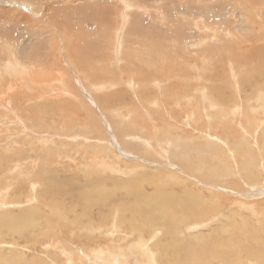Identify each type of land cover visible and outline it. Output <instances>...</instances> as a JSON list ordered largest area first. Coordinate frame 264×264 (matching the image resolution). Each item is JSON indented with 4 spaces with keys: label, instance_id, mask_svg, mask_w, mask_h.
<instances>
[{
    "label": "rangeland",
    "instance_id": "374dc122",
    "mask_svg": "<svg viewBox=\"0 0 264 264\" xmlns=\"http://www.w3.org/2000/svg\"><path fill=\"white\" fill-rule=\"evenodd\" d=\"M263 33L264 0H0V220L34 206L69 224L57 223L63 240L45 217L23 230L0 221V257L18 253L21 264H64L67 244L78 264H90L93 249L112 245V231L122 245L138 241L127 222L132 211L124 209L137 188L122 185L132 180L148 193L171 185L208 197L214 210L204 222L175 221L180 238L197 250L195 236L214 229L221 240L239 237L232 250L237 242L264 250ZM13 62L26 70L6 68ZM141 120L151 126L156 120L158 140L169 133L178 148L169 145L159 157L158 149L128 140L146 135ZM241 143L251 149V172L241 169ZM209 177L220 181L206 185ZM80 186L106 190L107 201L87 209ZM156 229L143 237L158 264H166L153 244L169 236ZM243 253L246 264H257Z\"/></svg>",
    "mask_w": 264,
    "mask_h": 264
},
{
    "label": "bare ground",
    "instance_id": "6f19581e",
    "mask_svg": "<svg viewBox=\"0 0 264 264\" xmlns=\"http://www.w3.org/2000/svg\"><path fill=\"white\" fill-rule=\"evenodd\" d=\"M123 2H124V0H123ZM125 6H127L126 3H125ZM130 8H131V6H130ZM127 14H129V13H127ZM254 14H255V12H254ZM124 16H125V14H124ZM136 23H137V21H136ZM133 25L135 26V24H133ZM138 26H139V24H138ZM199 28H201V27H199ZM130 29H132V28H130ZM134 31H135L134 34H138L137 33L138 31L141 32V28L134 29ZM262 37L264 38V35H261L260 38L262 39ZM253 40L251 39V41H253ZM255 40H256V38H255ZM252 45H254V44L252 43ZM256 46H257V44H256ZM263 46L264 45H262V47ZM262 47H260V48L262 49ZM261 53H262V50H261ZM76 58L77 57L73 58V60H77ZM153 60H154V58H153ZM250 61H251V59H250ZM24 67L25 66H23L21 64H17V63L15 64L14 62L13 63H9V64L6 65V68H12V69L14 68V69H18V71L19 70H24L25 71L26 69H24ZM15 72H16V70H15ZM237 79H238V77H237ZM157 84H158V81H157ZM240 85H241V83H240ZM241 87L242 86H240V89H241ZM237 88L239 89V87H237ZM98 89H100V87ZM235 91H237V90H235ZM64 92L67 93V94H69V95H74V92L72 93V91H70L68 89L67 90L64 89ZM239 92H240V90H239ZM184 97H186V95H184ZM203 97H204V100L206 101V103H208V107H210L211 109L213 107H215L214 104H211V101L212 100L211 99H210L211 101L209 100V97H211V96L205 90H203ZM154 102L156 103L155 100L154 101L152 100L150 102V104L151 103H154ZM261 102L262 101H260V103ZM157 103H158V101H157ZM247 103H250V102H247ZM257 105L259 106V104H257ZM202 106H203V104H202ZM227 106H228V104H227ZM208 107H206V108H208ZM249 107H251V106H249ZM229 111H230V109H229ZM224 115H225V113H224ZM117 117H120V116H117ZM209 119L211 120V118H209ZM142 122H143V124H147L146 125V133H145L146 135L145 136L144 135H142V136L141 135L140 136H138V135H131V136H128L129 137L128 140H138L139 141L138 144L139 145H142L144 148H147V149L150 148V147H154L153 148L154 152L157 149L159 150V152H157V154H158L159 157H165L160 152H168V146L169 145H171V146L173 145L174 146V143L175 142L173 143V137L169 133L168 134H164L166 137L163 136V139L160 141V140H158L159 137H157V136H159L158 133L161 134L162 131H160L161 128H159L157 126L156 120H153V122H154L153 123V126H151V123L149 124L148 122H145V121H142ZM150 128L153 129V130H151ZM147 136H149V138H147ZM223 143L226 146H228L227 145L228 143H226L225 141ZM125 145H126L125 142L124 143H121V146L122 147H125ZM179 145H181V144H179ZM88 146H89V144H88ZM174 147H177L178 148L177 145H175ZM236 150L239 152L238 155H242L243 152L245 153L244 154L245 156H243V159L241 161V169H242V171H249V172H251L250 170H252V165L255 164V162L254 163H251L250 162L251 161L250 159L253 157V156H251L249 154L250 151H251L250 147H248V146L245 147V145H244V148H243V145L241 143L239 146H237ZM232 152H233V156L235 157V154H237L236 151L235 150H232ZM166 154L168 155V153H166ZM175 156H176V154H175ZM199 159H198V161H199ZM224 164H225V166L230 167L227 163H224ZM232 165H233V163H232ZM198 169L200 170L201 167L198 168ZM198 169L197 170L195 168L193 169V167H190L189 168V170L192 173H198L199 172ZM112 170H114V172H115L116 169H112ZM210 171L211 170L209 169V173H210ZM212 172H213V170H212ZM238 173H240V172H238ZM213 176H214V174H213ZM216 177H218V176H216ZM197 178H198V181H200V180L202 181L203 180L199 176ZM141 179H140V183H142ZM209 179L210 180H204L205 183H206V185H209L208 182H210V181H213V182H219L220 181V178L219 179L218 178H215L216 180H214L212 177H209ZM53 181H55V180H53ZM132 181H131V184L128 182L129 184H123L122 185L123 187H126L127 188V189H125L126 191H131V189L137 188V190H135L134 193H132L133 196H134V201L131 204H129L128 206H125L124 209H127L129 211H132V216H131L130 219L127 220V222L130 225L131 232L132 233H137L139 235V237H140L139 240L138 241H136L135 239L128 240V242L125 245H122L121 243L116 242V238L115 237L117 235H114V232L115 231H112L111 235L114 236L113 237L114 239L112 238L113 239V240H111L112 245L111 246L109 245V247L111 249H114V250H112V251L109 252V250H110V248H109L107 250V252H106V251L102 250V248L93 249V253L91 254L92 257H93V259L89 258V263L90 264H158V262H157V256H156L157 253H155L154 251H152L153 248H151L149 246L150 244H148V243L145 242L144 237H143L144 236L143 234L145 232H147V233L150 232V234L151 233H155V231H157L156 227L159 226V228H160V225L164 229L165 237H167L166 235L169 236V240L164 241L163 239L162 240H158L157 239L158 241L155 242L153 244V246L156 247L158 250H160L161 255L164 257V260L162 258L161 259L163 261H165L166 264H213V262H215L216 260L217 261H220L221 264H246V261L248 262V261H250V259H247L246 260L243 256H240L241 255L240 253H243V250L245 251V254L247 253L248 255H252V257H254L257 260V262H256L257 264H264V250L257 249L258 247H255V248H253V247H247L246 249H244L245 247L243 248L240 245L239 242H237L236 249L234 248L232 250V248H230V242H231V240H237V238H239V237L236 238V237L229 236L231 238V240H225V239L224 240H221L220 238H218V233H217L218 231L216 232L217 229H214L210 234H208L209 235L208 237L204 236V234L203 235L202 234L201 235H198L197 234V236H195L196 237V240L198 242V246L200 248L198 250H197V247L196 246H193L192 244H190V241H189V243H188V241L186 243L184 240H182L180 238V236H182L180 234V231L178 230V228H179L178 226L180 224L176 226V223H175V221H177L179 217L182 218L183 223H185V221H189L191 219H194L196 221H202V222H204V220L207 219L208 214L211 213V211H212L211 209H213V208H211V206H213V204H211V203L208 202V197L205 196L204 194H202L200 192L197 193V192L192 191L190 189H187L185 187H183L184 189H182L183 191L181 193H178V192H175L176 190L173 189V188H175V186H172L171 187V185H162L164 187H161V188L159 186V188H160V190L158 189L159 191L152 192V193H148L146 190H144L145 188L142 185L139 184V182L133 181V185H132ZM96 182L99 184L98 187H100V186L103 187L104 186V184H102V183H104V181L97 180ZM113 182H114V184L116 183V181H113ZM122 182H123V180H122ZM50 183H53V182L50 181ZM0 185H2V184H0ZM49 185H51V184H49ZM217 186H220V185H217ZM168 187H170L171 190H168L167 189ZM3 188L4 189L2 191L5 192L7 189L5 187H3ZM83 188H84L83 186H80L79 193H78L79 194L78 197L80 198L79 200L82 201V203L84 204V206L87 209L95 206V204H98L100 202H106L107 199H108V195L109 194L107 193L106 190H101V191H99V193H90L89 191H86L87 189L83 190ZM0 189H2V187ZM89 190H91V189H89ZM6 195H8V194H6ZM56 200H57L56 198H52L50 200V202L53 205L55 204V205L59 206V204H57V201ZM50 202H48V204ZM51 203L48 206H46V207L52 208L51 207L52 206ZM78 203L75 202L74 204L76 205ZM105 205H106V203H105ZM64 212H65V210H64ZM58 213H59V211H58ZM212 213L210 214V216L212 215ZM42 217H45L47 219L48 223L53 222L54 223V227L53 228H56V229L59 227V225H57V223H59V221H62L63 220V219L62 220L59 219V221L56 220V222H55V220H54V219H56L55 216H53L51 214H45L44 215V214H42V210L39 207H34L33 206L31 208H28V209H23L20 212H17V211L16 212H13L12 211V212L6 213L2 217V219L0 221H1L2 224H7L8 225V223H10L11 226H17V230H23L25 227H33V228L38 227L39 226L38 223L40 222V219ZM59 217L61 218V216H59ZM121 217H122V220L123 221H126V218H124V217H127V216L124 215V213H123L122 210H121ZM137 220H139V221L137 222ZM63 221H64V224L63 225L65 226V228H67L68 225H69L68 222L65 221V220H63ZM101 222H104V221L101 220ZM117 225H116V223H114V226L113 227H115V229L117 231L118 230H121V227H117ZM61 232L62 231H59V229H57L56 236H57V238L60 237L61 239H63L62 238V235L63 234ZM238 236H240V235H238ZM128 237L129 236H125L124 238H128ZM258 237H256L255 234H253L251 236V238L254 239V241H257L258 240ZM57 238H56V240H57ZM154 238H155V236H154ZM251 238L248 239V240H251ZM184 243H186V244H184ZM255 243L257 244V243H259V241L255 242ZM59 244L60 243L58 242V245ZM64 245H66V247H63L62 249H63V252L65 253L64 255L67 257V260H65V263L64 264H78L79 263V260L76 257L75 258L77 260L74 258V256H75L74 254L75 253L73 252V250H71V248L67 244H64ZM126 250L127 251L130 250L129 254H127V251ZM237 250H239V252H240L239 254L236 253ZM79 251L81 252V254H84L83 252H85L82 249L81 250L79 249ZM4 252H5V255H7L9 253V250L7 249ZM91 255L85 254V256H87V257L88 256H91ZM21 257L23 258V254L22 255H19L18 253L15 255V257L13 259H10V257L7 258L6 256H3V257H0V264H19V263L21 264ZM95 257H96V259H95ZM50 264H52V261H51ZM53 264H55V262ZM56 264H60V263L57 262Z\"/></svg>",
    "mask_w": 264,
    "mask_h": 264
}]
</instances>
